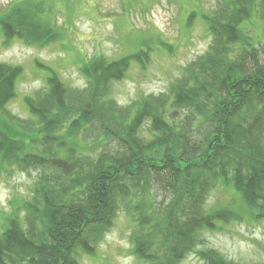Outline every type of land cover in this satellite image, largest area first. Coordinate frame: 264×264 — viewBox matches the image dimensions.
I'll return each mask as SVG.
<instances>
[{
  "label": "trees",
  "instance_id": "16d2710c",
  "mask_svg": "<svg viewBox=\"0 0 264 264\" xmlns=\"http://www.w3.org/2000/svg\"><path fill=\"white\" fill-rule=\"evenodd\" d=\"M48 6L47 0H26L1 14L5 43L13 38L38 46L56 41L53 18L45 17L54 14ZM261 7L264 0H222L210 16L190 13L189 25L193 19L208 21L209 50L172 86L171 98L146 97L125 109L106 99L108 85L126 75L132 59L142 65L141 46L157 44L155 38L115 61L100 55L85 61L81 71L91 86L85 95L69 93L57 71L48 69L49 91L25 98L37 120L32 125L14 122L7 109L18 96L23 68L0 63V171L5 164L41 169L31 198L11 201L0 232V264H79L95 255L121 203L135 217L134 252L143 264H180L195 251L199 234L217 228L216 220L231 213L205 206L220 181L264 216V46L256 47L258 40L247 32L256 26L253 16ZM102 81L106 85L100 87ZM173 109L190 115L181 125H171L166 115ZM196 118L212 126L205 138L191 140L187 122ZM147 120L153 140L165 145L166 155L157 159L144 156L142 150L152 145L143 147L138 137ZM94 121L104 129L88 142L84 135ZM108 127L119 131L120 137L114 134L125 149L115 152L124 156L99 152L113 135ZM164 172L159 185L168 192L157 194V182L150 179ZM198 254L203 264H236L214 249Z\"/></svg>",
  "mask_w": 264,
  "mask_h": 264
},
{
  "label": "rangeland",
  "instance_id": "374dc122",
  "mask_svg": "<svg viewBox=\"0 0 264 264\" xmlns=\"http://www.w3.org/2000/svg\"><path fill=\"white\" fill-rule=\"evenodd\" d=\"M24 1L26 2L0 0V15L12 5ZM221 1L47 0V8L54 14L47 12L45 17L53 18L52 25L58 35L56 41L50 45L38 46L13 38L5 43L0 32V63L23 68L16 84L18 96L7 105L11 119L14 122L22 120L31 125L37 121L31 115L25 98L37 99L49 91L48 69L57 71L69 93L73 91L77 95H85L88 88H91L90 80L81 71L85 61L99 55L109 62L115 61L134 52L141 41L149 42L154 38L157 44L148 46V49L141 44L146 56L143 64L140 65L137 63L139 60L136 62L132 59L126 75L108 85L110 90L106 99H113L115 105L125 109L146 97L171 98L172 86L179 82L185 70L209 50L213 40L207 20L193 19L189 25L190 13L202 11L210 16L218 10ZM33 2L38 4L40 0ZM257 2L260 3L261 0ZM67 15H72V21H67ZM254 15L256 26L247 32L259 41L256 47L264 46V7L259 8ZM160 39L168 46L163 48ZM247 58L248 64L252 65V58ZM96 81L99 83L101 80ZM103 85H106L104 81L99 86ZM187 115L190 114H186L184 110L173 109L166 117L171 125L179 126ZM93 123L90 124L88 137L84 135L88 142L96 137L98 131L102 133L104 129L97 122L96 125L95 121ZM149 123L148 120L143 122L138 137L143 139V147L152 145L150 149L142 150L144 156L157 159V155H166L165 149L162 150L161 147L165 145L157 144L153 140L155 137H152L148 129ZM211 124L209 121L204 122L202 118L187 122L191 135L188 138H205ZM109 130L113 135L108 136L111 138L104 142L99 152L106 151L110 155L120 153L124 156L126 152H115L119 147L125 149L123 142L117 139L118 135L120 137L119 131H113L112 128ZM122 138L131 139L128 136ZM171 149L174 151L173 147ZM133 152L131 150L130 154ZM40 173L41 169L38 167L21 169L7 164L3 166L0 171V232L11 212V201L31 198ZM165 176L164 172L157 175V178L154 176L150 179V183L157 182V194L168 192L167 188L159 185ZM123 204L121 203L117 211L115 224L96 246L95 255L82 257L79 264H143L134 252L137 230L135 217ZM205 206L210 211L225 207L231 213L227 215V219L216 220L217 228L201 232L195 251L190 252L180 264H203L198 250L206 249L217 250L236 264L264 263V216H260L257 211L252 212L232 185L218 182L210 190Z\"/></svg>",
  "mask_w": 264,
  "mask_h": 264
}]
</instances>
